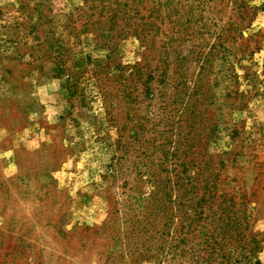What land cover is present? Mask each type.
Masks as SVG:
<instances>
[{
    "label": "rangeland",
    "instance_id": "1",
    "mask_svg": "<svg viewBox=\"0 0 264 264\" xmlns=\"http://www.w3.org/2000/svg\"><path fill=\"white\" fill-rule=\"evenodd\" d=\"M0 264H264V0H0Z\"/></svg>",
    "mask_w": 264,
    "mask_h": 264
}]
</instances>
